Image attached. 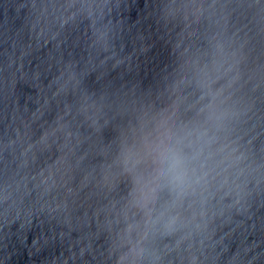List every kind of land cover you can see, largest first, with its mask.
Instances as JSON below:
<instances>
[{"label": "water", "instance_id": "obj_1", "mask_svg": "<svg viewBox=\"0 0 264 264\" xmlns=\"http://www.w3.org/2000/svg\"><path fill=\"white\" fill-rule=\"evenodd\" d=\"M0 264H264V0H0Z\"/></svg>", "mask_w": 264, "mask_h": 264}]
</instances>
